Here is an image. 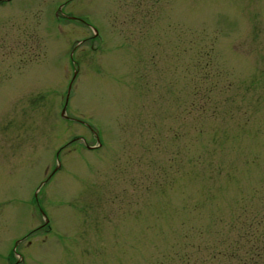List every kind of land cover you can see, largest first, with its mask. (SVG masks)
<instances>
[{"label": "rangeland", "instance_id": "1", "mask_svg": "<svg viewBox=\"0 0 264 264\" xmlns=\"http://www.w3.org/2000/svg\"><path fill=\"white\" fill-rule=\"evenodd\" d=\"M0 264H264V0L0 5Z\"/></svg>", "mask_w": 264, "mask_h": 264}, {"label": "flooded vegetation", "instance_id": "2", "mask_svg": "<svg viewBox=\"0 0 264 264\" xmlns=\"http://www.w3.org/2000/svg\"><path fill=\"white\" fill-rule=\"evenodd\" d=\"M11 2H12V0H0V5H4V4L6 5V4L11 3ZM57 15H58V12H57ZM71 17H73V16H71ZM73 18H77V17H73Z\"/></svg>", "mask_w": 264, "mask_h": 264}]
</instances>
